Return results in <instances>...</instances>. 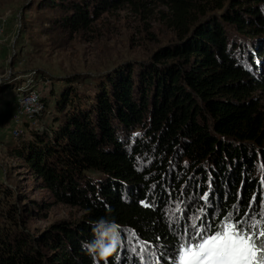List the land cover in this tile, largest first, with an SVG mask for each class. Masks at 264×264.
Wrapping results in <instances>:
<instances>
[{
  "label": "trees",
  "instance_id": "trees-1",
  "mask_svg": "<svg viewBox=\"0 0 264 264\" xmlns=\"http://www.w3.org/2000/svg\"><path fill=\"white\" fill-rule=\"evenodd\" d=\"M151 1L164 5L172 40L145 61L88 78L87 94L71 86L85 77L64 78L52 106L56 125L9 147L56 203L83 215L32 235L6 204L0 264H94L82 243L101 218L120 225V241L99 264H134L133 231L161 251L179 244L163 214L177 202L188 209L187 223L210 212L215 227L237 208L239 218L260 204L264 77L253 71H264V0H33L30 7L58 11L57 28L74 36L92 32L105 13H144Z\"/></svg>",
  "mask_w": 264,
  "mask_h": 264
},
{
  "label": "rangeland",
  "instance_id": "rangeland-1",
  "mask_svg": "<svg viewBox=\"0 0 264 264\" xmlns=\"http://www.w3.org/2000/svg\"><path fill=\"white\" fill-rule=\"evenodd\" d=\"M32 1L0 0V190L4 191H0V226L7 224L6 206L11 205L18 211L25 232L39 235L54 223L80 220L83 212L56 203L9 147L17 145V138L25 141L35 132H48L56 125L52 124L57 116L52 106L57 89L64 88V78L85 77L71 86L86 93L92 84L88 78H97L122 63L147 60L173 35L162 20L166 9L160 1L146 3L144 13L129 8L105 13L92 25V32L74 36L57 28L58 11L36 10L34 5L30 7ZM210 6L215 8L209 2ZM253 73L264 77V71L260 73L257 67ZM28 91L37 93L46 106L40 101L43 110L35 123L24 121L17 138H13L11 116L19 96ZM260 106L264 112V98ZM259 201H264V194ZM163 214L168 223L169 215Z\"/></svg>",
  "mask_w": 264,
  "mask_h": 264
},
{
  "label": "snow or ice",
  "instance_id": "snow-or-ice-1",
  "mask_svg": "<svg viewBox=\"0 0 264 264\" xmlns=\"http://www.w3.org/2000/svg\"><path fill=\"white\" fill-rule=\"evenodd\" d=\"M261 171L264 173V164ZM261 184L264 185V175ZM202 199L204 208L209 207L208 192ZM141 204L151 206L146 201ZM173 207L175 211L169 214V227L179 233V244L173 245L171 251L167 246L161 251L158 245L136 238L137 233L133 231L130 233L134 238L130 241V251L137 258L134 264H161L165 257L168 259L164 264H264V201L255 207L250 204L243 217L238 218V208L235 214L228 213L219 227L208 221L210 212H206L198 223L190 224L182 214L188 209L182 210L179 202Z\"/></svg>",
  "mask_w": 264,
  "mask_h": 264
},
{
  "label": "clouds",
  "instance_id": "clouds-1",
  "mask_svg": "<svg viewBox=\"0 0 264 264\" xmlns=\"http://www.w3.org/2000/svg\"><path fill=\"white\" fill-rule=\"evenodd\" d=\"M120 225L115 220L99 219L93 227V239L82 243V249L93 256L94 264L106 258L117 248L120 241Z\"/></svg>",
  "mask_w": 264,
  "mask_h": 264
},
{
  "label": "built area",
  "instance_id": "built-area-1",
  "mask_svg": "<svg viewBox=\"0 0 264 264\" xmlns=\"http://www.w3.org/2000/svg\"><path fill=\"white\" fill-rule=\"evenodd\" d=\"M0 24V32H1ZM43 110V105L39 101V96L34 91H28L19 96L15 104L12 120V137L17 138L24 121L35 123V117Z\"/></svg>",
  "mask_w": 264,
  "mask_h": 264
}]
</instances>
